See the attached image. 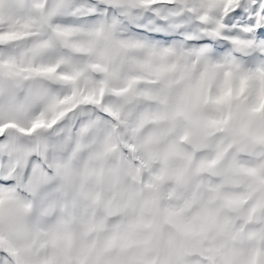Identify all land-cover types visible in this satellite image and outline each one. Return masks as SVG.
<instances>
[{"label": "snow or ice", "instance_id": "6c2138e0", "mask_svg": "<svg viewBox=\"0 0 264 264\" xmlns=\"http://www.w3.org/2000/svg\"><path fill=\"white\" fill-rule=\"evenodd\" d=\"M0 264H264V0H0Z\"/></svg>", "mask_w": 264, "mask_h": 264}]
</instances>
